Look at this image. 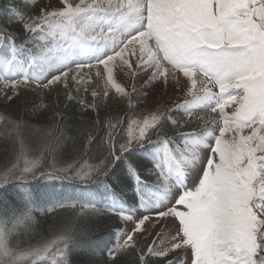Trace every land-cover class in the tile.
<instances>
[{
    "label": "snow or ice",
    "instance_id": "obj_1",
    "mask_svg": "<svg viewBox=\"0 0 264 264\" xmlns=\"http://www.w3.org/2000/svg\"><path fill=\"white\" fill-rule=\"evenodd\" d=\"M29 6L36 15L27 19L13 0L2 6L10 22L15 20L24 33L31 34L18 44L15 34L0 27L3 98L13 101L22 87L33 83L39 88L60 83L68 87L75 65L77 75L85 67L90 70L81 83L92 82L95 68V76L121 94L118 103L126 102L129 111L124 118L106 121L104 153L91 164L58 160L64 133L55 123L35 127L0 115V139L11 143L15 153V160L0 170V264H48L49 259L51 264H71L74 251L88 258L106 254L105 264H121L119 257L130 252L136 255L128 264H264V0H79L78 4L59 0L51 10L36 6L35 0H24V8ZM117 60L133 78L148 74L142 88L159 78L167 88L169 77L179 83L176 73L182 72L186 90L183 104L176 109L185 116L218 113V119L210 121L213 127L204 121L201 132H176L178 122L162 105L137 116L128 92L114 81ZM99 65L104 66L103 72ZM49 73L59 74L46 79ZM194 77L202 78L199 87ZM132 91L137 102L149 95L137 92L135 85ZM104 96L107 101L109 93ZM95 131V125L86 129V135L81 131L85 144L78 151L84 152L92 143ZM177 136L183 147L173 145ZM29 141L39 144L34 158H30ZM146 145L155 148L152 171L157 191L138 194L137 212L118 207L103 212L134 221L131 231L124 233L118 227L110 247L81 240L72 228L52 244L27 250L14 246L18 227L35 222L36 202L43 195L31 182L99 184L125 153ZM125 163L139 185L135 165ZM189 174L194 177L192 189L186 184ZM104 188L113 193L111 185ZM174 188L183 190L169 196ZM58 208L72 209L74 218L102 213L94 203L68 201L44 211ZM152 219L156 237H168V245L158 250L153 241L145 251L138 248L135 234L146 233L142 226Z\"/></svg>",
    "mask_w": 264,
    "mask_h": 264
},
{
    "label": "trees",
    "instance_id": "obj_2",
    "mask_svg": "<svg viewBox=\"0 0 264 264\" xmlns=\"http://www.w3.org/2000/svg\"><path fill=\"white\" fill-rule=\"evenodd\" d=\"M8 2L10 0H0V27H3L5 32L15 34L17 37L16 42L19 44L23 42L25 36L31 37V34L24 33L22 27L15 20L9 21L8 16L2 11V6ZM13 2L23 9L24 16L31 10V6L25 9L24 3L20 0H13ZM36 43L40 42L37 41ZM3 46V44H0V50H3ZM28 46L35 47V44L30 43ZM168 91L163 86L160 89V92L166 94ZM137 92L140 91L137 90ZM167 95L163 101L161 98L163 105H170L173 97H176V100L172 106H176L184 99L179 95ZM119 99L110 100L102 108L95 109L90 99L78 100L73 97L66 98L48 93L40 100L37 96L30 95L29 98L19 100L18 103L5 104L0 101V115L20 119L35 127H48L55 123L64 133L60 137L58 160L63 162L65 159H80L81 162L87 160L91 164L104 153V141L107 139L106 132L108 131L106 121L112 117L124 118L125 113L129 111L127 103H118ZM137 99L135 92L131 101L136 105L134 111L137 116H146L150 111H155V104L152 105L151 110H148L143 97L141 96L138 102ZM85 104L89 107L85 108ZM93 125L96 129L95 138L84 152L78 151L85 144L81 131L84 130L86 135V129ZM29 143L32 149L30 158H34L37 155L39 144L36 141H29ZM177 144L182 147L178 136L173 141L174 146ZM154 151L153 145L133 148L129 153L124 154V158L116 162V167L106 177H103L102 183L99 184L84 186L68 181L47 182L37 180L31 182L33 188L43 193L36 202L37 209L33 214L35 222L29 228L24 229L33 238L31 248L52 244L66 228L74 229V234L81 240L95 241L102 246L110 247L115 242L117 228L119 227L122 230L124 223L121 219L103 212L112 207H123L128 212H132L139 207L138 194L143 195L157 191L155 188L157 183L156 173L152 171L155 163ZM13 160H15V153L12 150L11 143H5L0 139V170ZM125 160L135 165L140 176L139 185L133 181ZM104 184L111 185L113 193H106ZM101 193L103 195H100ZM145 199L147 200V196ZM65 201L74 202L78 205L91 202L96 204L102 213L81 215L74 218L73 210L70 208H58L55 212L48 213L44 211L56 202ZM88 211L90 210H86V212ZM155 237L156 235L153 232H150L146 238L135 237L138 248H144L146 251L147 244L152 243ZM53 251H55L54 246ZM135 255L130 252L127 256H120L121 264H128V261L134 259ZM148 258L154 260L152 257ZM70 260L71 264H87L88 260H91L92 264H105L107 256L100 253L88 258L74 251L70 256ZM38 264H43V262L38 261ZM48 264H51V259H49Z\"/></svg>",
    "mask_w": 264,
    "mask_h": 264
},
{
    "label": "rangeland",
    "instance_id": "obj_3",
    "mask_svg": "<svg viewBox=\"0 0 264 264\" xmlns=\"http://www.w3.org/2000/svg\"><path fill=\"white\" fill-rule=\"evenodd\" d=\"M22 1V3H24V0H20ZM86 2H91V0H86ZM71 3L73 4H78L79 0H71ZM35 4L36 6H40V5H47L48 6V10H51L54 7H57L59 5V0H35ZM36 15V11L32 8L31 12L28 14V16H26L25 18L27 19L28 17L31 16H35ZM4 47V46H3ZM2 47V48H3ZM138 48V45H137ZM3 50H0V53H2ZM139 55V53L137 52V56ZM132 61L136 60V56L131 57ZM116 64L118 65L116 68H114L113 73H114V81L115 83L119 84L122 88H124L130 98L133 97V95L135 94V92L132 91V87L133 85H135L136 90L139 91H144L149 93L148 96H142L146 105V108L148 110H151L152 105H156V109L159 106H164L167 109H169V111L172 113V119L177 120V122H179V124L176 127V131L179 133H191V132H201L200 130H203V126L199 125L197 123V121L194 118V121L192 122V120H188L189 118H193L195 114L196 117L199 115H203L205 113L202 112H193L192 115L190 116H183L180 115L179 113L182 112L183 110H173V107L175 108L176 106H172L173 102L176 100V97H173L171 104H162V101L165 99L166 96H168L167 94H170L172 96L175 95H179V97H184V91L185 89V85L187 82V78L183 76L182 72H177L176 76L179 78V83L176 82L175 78L169 77L168 82H167V88L169 91L168 93H163L160 92L161 87L163 86V84L161 83V79L159 78L157 79L155 82H153L152 85L142 88L143 85V81L147 78V73L141 72L139 75H137L135 78H133L130 73L126 70V68H121L119 67L120 61L117 60ZM99 68L101 70V72H103L104 70V66L103 65H99ZM95 68L91 69V74H92V82L90 83H81L79 82L81 80V77H87L90 70L88 68H83L82 70H80V74L77 75V70L75 65H73L72 67V71L69 72V78H68V87H65L63 83L60 84H56L51 86L50 88H39L37 87L36 84H31L29 87L21 88V92L18 98H15L13 101H6L3 98V94L0 93V101L5 103V104H10V103H18L19 100H24L26 98H29L30 95L31 96H37L38 98H41L42 96L48 94V93H53V94H57V95H61L63 97H73L74 99H78V100H89L92 102V106L95 109L101 108L102 106H104L106 103H108L110 100H117L118 98H120L121 94L117 93L115 88L112 87V85L110 84H106L104 80L98 79L95 76ZM53 74H59V73H49L48 76L46 77V79H50L51 75ZM73 75H76V80H73L72 77ZM46 79L44 82H46ZM194 79H196L197 81V87L200 86V83L202 82V78L200 77H194ZM2 84V83H0ZM164 87V86H163ZM105 91H107L109 93L108 99L107 101L105 100V96L104 93ZM214 91H218V89H214ZM96 92L97 95L95 97H93L92 93ZM162 98V101H161ZM190 99V97H189ZM184 99L179 103V104H183ZM39 110V109H37ZM226 111H231V109H226ZM211 113V112H210ZM212 116L215 119H218V113H211ZM59 115V114H58ZM187 119V121H186ZM182 121L180 123V121ZM191 121V122H190ZM180 125L184 126L181 127ZM185 125H190V128H187V126L185 127ZM208 127H213V125L211 123H208L207 125ZM247 131V130H245ZM181 146L183 147V141L180 140ZM155 161V160H154ZM186 184L187 187L189 189L193 188V184H194V177L191 176V174H189L188 179L186 180ZM183 189L181 188H174L172 190L171 193H169V196H174L177 192H181ZM150 194V193H149ZM172 197H169V199H171ZM148 199V196H147ZM118 208H122L123 207H118ZM126 210V209H124ZM127 211V210H126ZM139 211V208L135 209L132 212H137ZM137 215H139V213H136ZM123 221V220H122ZM124 223V227L122 229V231L124 233H127L129 231H131L134 227V221H123ZM156 224V220L152 219L149 221L145 222V225H143L142 227L147 228V232L146 233H136L135 237H140V238H146L150 232L156 233L158 231L157 228H154L153 225ZM29 228V227H27ZM26 227H24L23 225H21L20 227H18V229L16 230V233L13 236V244L14 246H18V248L23 249V250H27L29 248H31L32 245V239L29 235V232L27 230ZM155 245L154 247H157V249L159 250L160 247H166L168 245V237H163L158 239L157 237H155Z\"/></svg>",
    "mask_w": 264,
    "mask_h": 264
},
{
    "label": "bare ground",
    "instance_id": "obj_4",
    "mask_svg": "<svg viewBox=\"0 0 264 264\" xmlns=\"http://www.w3.org/2000/svg\"><path fill=\"white\" fill-rule=\"evenodd\" d=\"M0 88H3V84H0ZM181 111V110H180ZM181 113V112H180ZM179 113V114H180ZM199 113V112H198ZM202 113H205V114H203V115H201V116H195V115H197V114H195L194 115V117L193 118H189L188 120H192V122L194 121V118H195V120L197 121V123L199 124V125H202V124H204V121H208L209 123H210V121H211V119H213L214 117L212 116V115H210V114H206L207 112H202ZM181 115V114H180ZM184 116V115H183ZM201 118H203V119H201ZM177 121V120H176ZM180 121V120H179ZM186 121H187V119H186ZM182 121H180V123H181ZM191 122V121H190ZM178 124H179V122H178Z\"/></svg>",
    "mask_w": 264,
    "mask_h": 264
}]
</instances>
